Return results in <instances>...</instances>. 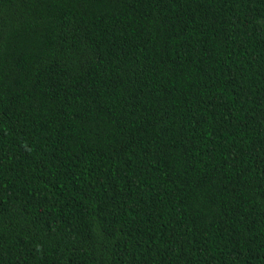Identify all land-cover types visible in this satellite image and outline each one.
<instances>
[{"label": "trees", "instance_id": "16d2710c", "mask_svg": "<svg viewBox=\"0 0 264 264\" xmlns=\"http://www.w3.org/2000/svg\"><path fill=\"white\" fill-rule=\"evenodd\" d=\"M0 264H264V0H0Z\"/></svg>", "mask_w": 264, "mask_h": 264}]
</instances>
